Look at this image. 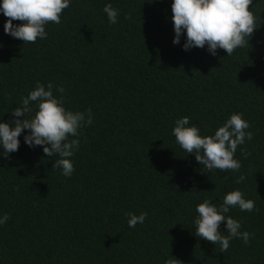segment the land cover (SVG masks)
<instances>
[{"label": "trees", "instance_id": "obj_1", "mask_svg": "<svg viewBox=\"0 0 264 264\" xmlns=\"http://www.w3.org/2000/svg\"><path fill=\"white\" fill-rule=\"evenodd\" d=\"M172 2L71 0L46 39L26 44L5 34L0 14V121L15 119L37 83L62 87L53 94L66 109L93 113L71 177L53 169L58 156L25 145L27 130L18 151L0 156V214L9 216L0 264H264V0H252L255 29L230 56L184 51L183 36L174 45ZM233 113L253 133L236 150L240 169L202 171L175 142V120L213 135ZM237 189L255 207L226 215L251 238L222 252L195 235V209L206 199L219 207ZM126 213L147 217L130 228ZM218 231L227 235L223 223Z\"/></svg>", "mask_w": 264, "mask_h": 264}, {"label": "clouds", "instance_id": "obj_2", "mask_svg": "<svg viewBox=\"0 0 264 264\" xmlns=\"http://www.w3.org/2000/svg\"><path fill=\"white\" fill-rule=\"evenodd\" d=\"M251 3L252 0H173V44L179 45L183 36L184 51L207 46L212 56L217 55L218 49H223L228 56L232 55L235 49L248 43L255 29L254 13L248 10ZM70 4L71 0H0V14L8 18L4 32L25 44L35 43L37 39L44 40L48 35L45 25L49 22L60 24L61 14ZM103 12L110 24L118 23L119 10L113 8L111 3L105 4ZM13 21L23 23L13 24ZM54 87L57 92H64L62 87L51 82L47 85L37 83L21 99L20 106L11 111L15 119L10 123L0 121V149H3L0 156L8 157L18 151L19 137L27 130L23 135L25 145L42 148L48 157L58 156L53 169H60L63 176L71 177L74 172L71 158L80 148L81 130L93 124V113L91 108L86 112L66 109L63 97L57 98L53 94ZM189 122L187 116L175 120L171 134L182 150L195 154L196 162L203 166L202 171L211 173L213 170L240 169V162L234 158L236 150L246 140L253 139V133L247 131L250 124L243 119L242 113L231 114L213 135H202L197 126H188ZM244 180L245 177L241 175L236 183ZM235 207L251 212L255 202L245 199L244 194L237 189L225 194L219 207L208 199L199 203L195 209V235L215 245L219 244L222 252L230 247L233 238L242 239L244 244H248L251 234L242 232L240 222L226 215ZM126 216L128 226L134 228L145 221L147 213L138 216L126 213ZM8 220L6 213L0 214V226H4ZM222 223L227 235L218 231Z\"/></svg>", "mask_w": 264, "mask_h": 264}]
</instances>
